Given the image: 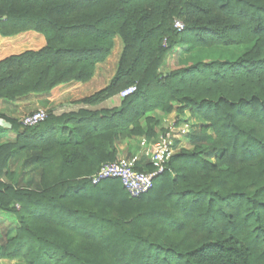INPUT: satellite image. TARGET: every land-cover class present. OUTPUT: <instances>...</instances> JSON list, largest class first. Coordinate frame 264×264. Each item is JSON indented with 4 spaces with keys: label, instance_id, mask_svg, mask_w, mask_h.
<instances>
[{
    "label": "trees",
    "instance_id": "trees-1",
    "mask_svg": "<svg viewBox=\"0 0 264 264\" xmlns=\"http://www.w3.org/2000/svg\"><path fill=\"white\" fill-rule=\"evenodd\" d=\"M115 39L122 51L105 89L70 110L49 111L34 128L7 119L8 128L0 125V135L17 136L0 145V213L16 217L0 263L259 264L236 233L253 219L264 235V0H0V100L72 91L90 80ZM214 42L246 51L233 61L158 72L175 46ZM107 101L119 105L106 108ZM171 102L182 105L180 114L204 109L216 118L191 137L199 141L193 151L171 157L149 193L132 200L118 180H87L120 160L119 140L155 137L152 119L140 120ZM182 128L162 134L178 144ZM23 152L40 171L34 190L20 186L21 175L13 185L11 160ZM202 204L200 221L193 210Z\"/></svg>",
    "mask_w": 264,
    "mask_h": 264
},
{
    "label": "rangeland",
    "instance_id": "rangeland-1",
    "mask_svg": "<svg viewBox=\"0 0 264 264\" xmlns=\"http://www.w3.org/2000/svg\"><path fill=\"white\" fill-rule=\"evenodd\" d=\"M178 21V20H177ZM166 45V44H165ZM122 51V44L119 39H115L113 42V48L110 52L108 58L105 61L96 64L92 73V77L85 84L73 89L72 91L83 90V95L78 99H84L90 97L103 90V88L109 85L112 79L115 76L118 59ZM246 51L245 48L241 47H223L216 42L202 47L195 48L193 45H181L175 46L171 52L165 56L162 61V64L158 70L160 74L168 75L174 71L179 69H184L195 63H210L214 61H233L244 54ZM99 67V68H98ZM98 68V70H97ZM105 89V88H104ZM70 91V92H72ZM48 97V96H47ZM76 97L71 96H62L57 102L51 103L50 100L46 102L45 105H42L37 110H44L47 113L51 111L54 107L61 106L63 103L68 104L70 102H75ZM170 108V110L167 109ZM164 109L153 110L151 112H146L141 118L140 122L146 118L152 119V127L155 133V137L150 139L148 142L144 137H131L125 138L118 141V145L124 147L121 152L122 156L120 159H136V166L147 167L150 165L151 159L155 153L156 145L159 142L160 137H163L162 130L165 129H174L183 127L179 133V143L175 144V139L171 138L173 141V152L171 153V157L179 154L181 151H193L194 145L199 143V141L191 142V137L198 135L202 129L209 128L211 122L216 118L214 111L204 110L202 109L199 113L200 116H191L193 109L189 108L184 112V114H180L178 109L182 107V105L178 102H171ZM36 111V110H35ZM260 115V114H259ZM222 123L218 120V124L216 126H221ZM222 133L221 131H219ZM208 134L215 136L213 130H208ZM222 142L224 145L227 144V136L222 133ZM208 146L207 148H210ZM207 148L204 151H208ZM28 151V150H27ZM238 153L237 157L240 159L244 156L243 153ZM32 153V152H31ZM30 153V154H31ZM33 155V154H32ZM26 153H22L17 158L12 160V167L16 173L15 179L13 181V185L16 187V183L19 180L21 175L22 180L20 181V186L27 187L26 189H36L38 185L40 171L33 170L31 164H27L26 161ZM170 157V159H171ZM217 156L208 159V162L211 165L217 164ZM19 175V176H17ZM171 177H175L174 174H171ZM242 206V204L240 205ZM239 206V208H240ZM203 204L200 207H197L193 210V216L198 219L199 214L202 213V218L200 221L205 219ZM237 211V210H236ZM201 216V214H200ZM200 219V218H199ZM209 220V218L207 217ZM16 221V217L6 215L5 213H0V245H2L5 239L9 236H13L16 231L14 228L9 227V225H13ZM223 227H225V222H223ZM241 239L245 241H249L251 244L252 255L259 264H264V235H260L253 219H250L247 223L241 226L240 230L236 233ZM0 264H27L24 259L16 258L12 260H3Z\"/></svg>",
    "mask_w": 264,
    "mask_h": 264
},
{
    "label": "built area",
    "instance_id": "built-area-1",
    "mask_svg": "<svg viewBox=\"0 0 264 264\" xmlns=\"http://www.w3.org/2000/svg\"><path fill=\"white\" fill-rule=\"evenodd\" d=\"M174 29L177 32L184 30V25L174 22ZM135 87H129L119 93V98L123 99L132 95ZM47 112L36 110L23 116L18 122L24 128H34L47 119ZM173 141L168 137H160L156 145L155 153L150 165L152 171L140 172L135 169L137 160L120 159L114 162L101 164L98 171L87 178L92 185H98L106 180H118L129 199L137 200L146 195L153 188L154 180L167 171V164L173 152Z\"/></svg>",
    "mask_w": 264,
    "mask_h": 264
},
{
    "label": "crops",
    "instance_id": "crops-1",
    "mask_svg": "<svg viewBox=\"0 0 264 264\" xmlns=\"http://www.w3.org/2000/svg\"><path fill=\"white\" fill-rule=\"evenodd\" d=\"M15 44L16 46L25 45V43H20L18 41H15ZM27 45H29V43ZM104 88H106V86ZM83 93H84L83 90L79 91L77 89L76 91L66 92L62 96H70L71 94L73 98L74 96L76 97V99H73V100L79 101L78 99L83 95ZM60 97L55 98V99H50L49 97L43 94H29L20 99H17L16 101L0 100V116L3 117V118L0 117V125L1 127L5 126L6 128H8L9 124L6 122V119L19 121L23 116L29 113H32L35 110H37V108H40L42 105H45L48 99L50 100L51 103H54V102H57V100ZM74 103H75L74 101L68 104L63 103L61 106L54 107L52 111H57L61 113L65 110H70L74 108ZM118 105H119L118 101H107L103 104V106L106 108H112ZM15 143H17V136L14 133L6 132L0 135V145H8V144H15ZM118 148L120 149V151L124 150L123 149L124 147H121L120 145H118ZM19 155L21 154L15 155L14 158H12V160L17 158ZM11 167H12V162H11ZM11 171L12 173H14L13 179H15L16 173L13 170V168H11Z\"/></svg>",
    "mask_w": 264,
    "mask_h": 264
}]
</instances>
